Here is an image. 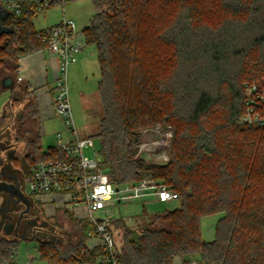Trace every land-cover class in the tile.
<instances>
[{"label": "trees", "instance_id": "16d2710c", "mask_svg": "<svg viewBox=\"0 0 264 264\" xmlns=\"http://www.w3.org/2000/svg\"><path fill=\"white\" fill-rule=\"evenodd\" d=\"M92 2L83 34L98 52L104 167L115 185L158 180L180 202L142 231L122 225L121 263L264 264V127L240 122L245 84L264 79V0ZM33 18L4 21L14 33L0 37V69L15 72L21 57L47 48L42 37L51 28L37 31ZM25 111L37 118L34 101ZM156 129L171 133L165 163L139 156L143 132ZM215 214L216 237L207 242L201 222ZM72 221L77 244L39 241L41 260L95 264L102 249L88 247L85 220ZM19 245L0 236V264L11 263Z\"/></svg>", "mask_w": 264, "mask_h": 264}, {"label": "built area", "instance_id": "2783aa9c", "mask_svg": "<svg viewBox=\"0 0 264 264\" xmlns=\"http://www.w3.org/2000/svg\"><path fill=\"white\" fill-rule=\"evenodd\" d=\"M70 0H0V6L19 17L33 12L34 17L46 14L55 7H60L65 14V7ZM51 55L58 58V76L56 94L50 101L55 114L64 122L66 133L58 132L55 144L42 151L37 159L30 163L27 177V195L36 201L47 195L60 196L64 205L77 212L82 220L89 221L87 242L98 240L90 249L101 248L102 252L95 264H122L118 242L109 230L108 222L96 215L122 203L158 201L167 203L179 200V195L166 184L145 178L136 183L115 185L110 175L97 158L94 139L81 138L76 126L70 99V67L77 60V55L86 46L83 32L78 31L72 20H63L51 28L42 37ZM240 122L249 127H264V79L245 84V112ZM159 137L151 144L140 143L139 154L167 147L171 137L168 131L156 129ZM86 149H92L95 157L85 155ZM39 253V252H38ZM30 260L27 264H32ZM2 264H11L3 262ZM82 264V263H80ZM188 264H202L196 258Z\"/></svg>", "mask_w": 264, "mask_h": 264}, {"label": "rangeland", "instance_id": "374dc122", "mask_svg": "<svg viewBox=\"0 0 264 264\" xmlns=\"http://www.w3.org/2000/svg\"><path fill=\"white\" fill-rule=\"evenodd\" d=\"M95 13L96 10L92 0H70L65 7V14L60 7H55L44 15L39 14L33 18L32 21L35 29L37 31H42L57 25L63 20L65 16L67 20H72L75 23L78 31L82 32L87 27H89ZM86 48L94 51L97 50V48L91 44H86ZM97 60L98 57L96 61L88 64L85 73H80L79 77H82V79L79 81L80 89L78 90H73L71 72H69L70 99L73 115L80 137L88 138L84 137L87 135L94 139L96 149L99 151L97 158H99L104 165V159L100 154L101 142L97 137L98 133L100 132V118L102 116V109L97 89L100 80V66ZM83 94L84 96H81ZM6 95L7 94L5 92L0 97H5ZM87 101L88 104H86ZM89 104L93 106L92 113H88ZM60 124L61 119L59 118L48 122L43 121L41 131L45 130L47 132V137H42V143L45 149H47V146H53L55 144V139L53 140L52 133H56L55 129L60 126ZM4 126L5 123L0 124V128ZM158 137L159 135L154 132V130L145 131L143 132L142 143L147 145L151 144L158 140ZM169 143L170 142H168L167 147H159L155 150H150L149 152L139 154V156L145 158L149 162L165 163L169 160ZM18 148H20V146ZM85 155L88 157H95L92 149H86ZM179 207V200L167 203L158 201L128 202L109 208L106 211L98 213L96 216L108 222L109 230L117 240L118 246L120 247L123 235L122 225H125L127 228L132 230L142 231L144 227L151 226L153 215L161 214L165 211H173ZM143 212H145L147 216L143 217ZM220 218V214H215L202 220L201 231L203 240L207 242H212L215 240V229ZM50 222L55 224L58 228L59 234L57 239H61V242L55 241V243L60 244L62 249H70L77 244L79 241V230L70 224L69 221L59 217L57 214V217L50 218ZM85 224L89 225V221L85 220ZM153 227L162 228L164 227V224L157 223ZM95 243H98V240L91 239L87 242V245L93 246ZM29 253L35 257L33 264H47L46 261L41 260L39 257L38 243L33 241L20 242L17 257L19 259H25ZM177 259L180 260L182 264H188V262L193 258L181 259L178 257Z\"/></svg>", "mask_w": 264, "mask_h": 264}, {"label": "crops", "instance_id": "0c3cea01", "mask_svg": "<svg viewBox=\"0 0 264 264\" xmlns=\"http://www.w3.org/2000/svg\"><path fill=\"white\" fill-rule=\"evenodd\" d=\"M96 55L98 57L97 50H89L86 46L82 52L77 55L76 62L70 67L73 90L80 89L79 81L82 77H79V75L80 73H85L89 63L96 61ZM58 62V58L51 55L48 51H40L21 57L15 72H10L6 70L5 67L0 69V96L5 92L7 94L5 97H0V123L4 121L5 125L11 123L14 126L19 123L35 128L37 145L40 146L39 155L42 151L46 150L42 143V137H47V132L45 130L41 131L43 121L48 122L57 118L61 119V117L55 114L50 105V101L56 94L55 83L58 76ZM6 66L12 68L9 64H6ZM7 76L14 78L13 90H5L2 87V80ZM81 96H84V94ZM31 100L35 102L38 110L37 118L34 119L27 118L25 111L26 105L29 104ZM86 104H88V101ZM88 107V113H92L93 106L89 104ZM55 130L56 133H52L53 140L58 132L66 133L67 130L62 119L60 126ZM27 132H24L20 137L21 142L19 143V150H23L29 145L30 135ZM84 137L89 136L86 135ZM50 147L51 146H47V149ZM60 201V196L47 195L37 202L40 203L45 215L47 214L46 217L55 218L58 214L59 217L66 219L70 224H73L72 220H82L77 215L82 214L83 210H77V212L72 211L67 205H64ZM30 260H35L34 255L30 253L25 259H19L16 255L11 261V264H27ZM174 264L182 263L180 260L176 259Z\"/></svg>", "mask_w": 264, "mask_h": 264}, {"label": "flooded vegetation", "instance_id": "af4514ba", "mask_svg": "<svg viewBox=\"0 0 264 264\" xmlns=\"http://www.w3.org/2000/svg\"><path fill=\"white\" fill-rule=\"evenodd\" d=\"M24 132L30 135L29 145L19 150L20 137ZM0 143L9 147L4 155H0V182L10 190L0 193V236L19 242H61L57 239L59 231L56 225L50 222L49 216L46 217L40 203L27 195L30 163L39 156L35 128L8 123L0 128Z\"/></svg>", "mask_w": 264, "mask_h": 264}, {"label": "water", "instance_id": "95a60500", "mask_svg": "<svg viewBox=\"0 0 264 264\" xmlns=\"http://www.w3.org/2000/svg\"><path fill=\"white\" fill-rule=\"evenodd\" d=\"M10 16V13L3 9L0 6V37L3 35H8L14 33V28L4 25V21L7 20V18ZM2 87L5 90H13L14 88V78L11 76H7L3 78L2 80ZM1 150H0V155H4V153L9 149L8 146H6L4 143H0ZM15 150H13V153ZM3 183L0 182V193H8L10 190L7 187L2 186ZM52 242H55L54 240ZM57 242H60L57 241Z\"/></svg>", "mask_w": 264, "mask_h": 264}]
</instances>
